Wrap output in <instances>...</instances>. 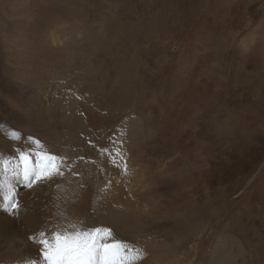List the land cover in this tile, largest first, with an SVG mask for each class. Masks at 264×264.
<instances>
[{
    "label": "rangeland",
    "instance_id": "obj_1",
    "mask_svg": "<svg viewBox=\"0 0 264 264\" xmlns=\"http://www.w3.org/2000/svg\"><path fill=\"white\" fill-rule=\"evenodd\" d=\"M139 261L264 264V0H0V264Z\"/></svg>",
    "mask_w": 264,
    "mask_h": 264
},
{
    "label": "bare ground",
    "instance_id": "obj_2",
    "mask_svg": "<svg viewBox=\"0 0 264 264\" xmlns=\"http://www.w3.org/2000/svg\"><path fill=\"white\" fill-rule=\"evenodd\" d=\"M75 122L72 124V126L70 125V127L72 128L71 129V132H74V136L75 137H78L79 136V132H80V129H79V118H75V120H74ZM85 134V133H84ZM69 135V134H68ZM73 136V137H74ZM68 137H70V135L68 136ZM72 137V139H74ZM75 141H77V140H75ZM78 142V141H77ZM80 143V142H79ZM37 145V144H36ZM36 145L35 146H32V147H34V151H36L37 149H35L36 148ZM31 147V148H32ZM33 151V150H32ZM35 154V153H34ZM31 157H32V155H31ZM37 171V170H36ZM135 171V170H134ZM122 172V171H121ZM5 173V172H4ZM11 173V171H9V172H6L5 173V178H7V179H9V180H7L8 182H10V183H12V186L10 187L11 188V191L12 192H14V190L16 189V187L18 186V183H22L23 181V178L25 177V175H23L22 173H21V171L20 170H18L17 172H16V170H15V175H14V177H12V178H10L9 177V174ZM84 191V190H83ZM35 192V191H34ZM27 195V194H26ZM33 195V194H32ZM83 197H84V194L83 193H76V194H73V195H68L66 198H65V200H64V203H63V207H56V209H54V210H51V213L52 214H56V211H58V213L61 211V210H64V215H70V214H73V213H75L78 209H79V202L83 199ZM8 203H10V200L7 202V204H6V206H8L9 204ZM3 206V205H2ZM47 210V209H46ZM13 217V216H12ZM10 219H11V217H9ZM9 218H7V221L9 220ZM63 219V218H62ZM62 222V221H61ZM8 225V224H7ZM29 239V238H28ZM103 239H105V238H103ZM25 243V242H24ZM104 245V244H103ZM21 247V246H20ZM28 247V246H27ZM111 248V247H110ZM25 249H26V247H25ZM29 249V248H28ZM113 249V248H112ZM12 250V249H11ZM14 250V249H13ZM12 250V251H13ZM21 251V250H20ZM22 251H24L23 249H22ZM14 252H16V251H14ZM26 252V251H25ZM112 252V251H111ZM8 253V252H7ZM18 253H20L19 251H18ZM13 254V253H12ZM21 254V253H20ZM23 254V253H22ZM108 255V254H107ZM112 255H115V253L113 254V253H111V256ZM118 255V254H117ZM17 256V255H16ZM23 257V256H22ZM164 258V257H163ZM25 259V258H24ZM50 260V259H49ZM117 260V259H116ZM121 260H122V258H121ZM129 260V259H128ZM152 260V259H151ZM153 261V260H152ZM125 262V261H124ZM128 262V261H127ZM10 263V262H9ZM59 263V262H58ZM118 263V262H117ZM143 262L142 261H139V263L138 264H142ZM108 264H110V263H108ZM111 264H113V262L111 263ZM137 264V263H136Z\"/></svg>",
    "mask_w": 264,
    "mask_h": 264
}]
</instances>
